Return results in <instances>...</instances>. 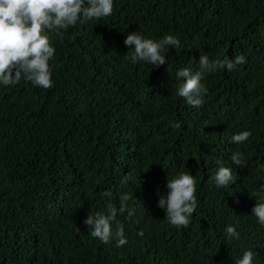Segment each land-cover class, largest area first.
Listing matches in <instances>:
<instances>
[{"label":"trees","instance_id":"16d2710c","mask_svg":"<svg viewBox=\"0 0 264 264\" xmlns=\"http://www.w3.org/2000/svg\"><path fill=\"white\" fill-rule=\"evenodd\" d=\"M113 3L111 16L53 37L51 89L0 84V264H231L249 249L264 264V226L251 215L264 185V0ZM132 31L174 35L181 47L159 67L133 64L123 43ZM202 54H243L246 63L205 74L195 108L176 95V73L198 70ZM243 130L252 135L233 144ZM236 151L244 167L232 163ZM219 166L233 171L228 187L212 180ZM181 170L197 179L187 228L157 207V192ZM123 194L134 214L118 212L128 240L118 248L83 221L109 203L119 208Z\"/></svg>","mask_w":264,"mask_h":264},{"label":"clouds","instance_id":"9594fccd","mask_svg":"<svg viewBox=\"0 0 264 264\" xmlns=\"http://www.w3.org/2000/svg\"><path fill=\"white\" fill-rule=\"evenodd\" d=\"M113 0H0V84L5 87L15 86L21 80L31 82L35 87L51 89L54 86L52 66L50 61L55 54L52 44L54 36H61L62 30H67L77 24L89 20H99L112 15ZM130 49L125 59L133 64L144 62L153 67L167 63L166 53L169 48L179 49L180 41L174 35H164L159 40L146 38L139 31L129 32L123 40ZM246 63V57L241 54L233 59L210 60L207 54L200 55L199 69L193 72L189 68H181L176 76L182 78L176 95L195 108L204 104L207 88L202 83L205 74L215 73L220 69L233 71L238 65ZM172 127L180 129L181 122H173ZM252 135L251 130L234 133L233 144H243ZM233 164L244 167V157L239 151L233 152ZM264 168V166H262ZM129 176L122 178L127 183ZM212 180L217 187H228L235 177L230 167L219 166ZM167 193H159L157 207L165 211L167 222L176 228H187L191 217L198 206L197 179L188 170H181L171 179H167ZM103 195H109L105 192ZM257 197L251 209V215L259 225L264 226V185L254 193ZM132 197L123 194L120 197L119 208L109 203L104 211L87 214L83 223L90 229L92 237L107 244L115 240L116 247L128 243L124 226L117 221L118 212L127 211L128 216L134 214L127 202ZM76 232L79 228L74 227ZM228 237L240 238V233L234 226H227ZM137 235L143 236V230ZM258 253L251 249L243 252L241 257H234L231 264H253Z\"/></svg>","mask_w":264,"mask_h":264}]
</instances>
